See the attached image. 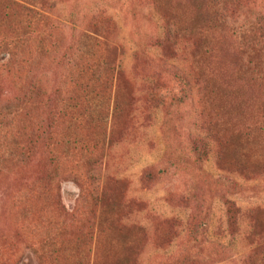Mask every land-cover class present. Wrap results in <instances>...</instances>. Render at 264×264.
Wrapping results in <instances>:
<instances>
[{
	"label": "rangeland",
	"instance_id": "1",
	"mask_svg": "<svg viewBox=\"0 0 264 264\" xmlns=\"http://www.w3.org/2000/svg\"><path fill=\"white\" fill-rule=\"evenodd\" d=\"M52 11L79 23L52 58L72 46L112 80L56 93L65 117L34 162L0 178V264H264V39L251 50L246 34L264 0ZM56 157L68 167L35 191Z\"/></svg>",
	"mask_w": 264,
	"mask_h": 264
},
{
	"label": "trees",
	"instance_id": "2",
	"mask_svg": "<svg viewBox=\"0 0 264 264\" xmlns=\"http://www.w3.org/2000/svg\"><path fill=\"white\" fill-rule=\"evenodd\" d=\"M34 1L0 0V178L4 175L13 177L14 171L34 162L39 153L38 142L48 138L54 125L65 117L63 101L68 98L56 100V93L66 96L74 88L84 87L85 90L89 84L94 89H107L112 80L109 74L113 69L108 74L101 73L97 68L92 71V65L83 61V57L78 53L75 57L78 49L72 46L64 49L59 60L52 58L59 49L61 35L69 29L74 36L79 23L69 17L63 23L48 16L58 3L67 7L68 0H40L45 12L39 10ZM251 19L255 22L249 25L246 32L250 39L249 48L256 50L254 47H259L261 51L263 17ZM71 25L73 27H69ZM91 35L94 36L86 31L82 37ZM89 71L91 79L85 83L82 80ZM55 75H61L62 81H58ZM257 112L259 117V107ZM39 114L45 117L39 120ZM43 120L45 133L39 135L37 124ZM52 146L53 143L49 142L48 147ZM51 161L48 167H52L53 171L38 178L35 191L40 184L49 187L54 184L59 166L68 167L66 159L56 157ZM65 171L64 177L71 175ZM88 177L84 174L79 181ZM217 246L213 244V258Z\"/></svg>",
	"mask_w": 264,
	"mask_h": 264
}]
</instances>
